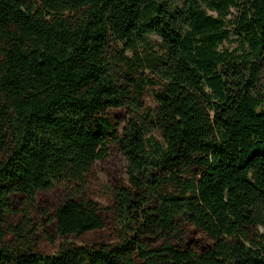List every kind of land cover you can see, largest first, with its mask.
Segmentation results:
<instances>
[{
    "label": "trees",
    "instance_id": "1",
    "mask_svg": "<svg viewBox=\"0 0 264 264\" xmlns=\"http://www.w3.org/2000/svg\"><path fill=\"white\" fill-rule=\"evenodd\" d=\"M110 143L119 242L38 253L37 193H81ZM46 216L105 228L74 195ZM0 264H264V0H0Z\"/></svg>",
    "mask_w": 264,
    "mask_h": 264
},
{
    "label": "rangeland",
    "instance_id": "2",
    "mask_svg": "<svg viewBox=\"0 0 264 264\" xmlns=\"http://www.w3.org/2000/svg\"><path fill=\"white\" fill-rule=\"evenodd\" d=\"M156 40V38H153ZM237 42L234 40L224 42L220 48H228L233 50L236 48ZM121 48V44H118ZM144 104L146 107L153 108L156 104L150 89H148ZM112 115L113 124L117 125L118 134H122L125 120L129 118L126 107L112 109L109 111ZM157 140H162L158 133H154ZM110 150L108 157L102 161H97L91 167L86 176V186L81 193H77L75 188H65L64 186L55 185L51 189L39 191L35 198L34 208L30 211L28 218L30 225H26L28 229L31 225L38 226L39 231H43L41 235L35 238L37 247L36 251L41 254L51 255L55 253L59 244L62 242H73L75 244H90L92 242L117 243L119 242V234L121 232L122 223L116 218L112 212L114 204L113 185L119 181L127 182L126 159L113 143L109 144ZM76 196L77 198H88L99 204L100 216L105 224V228L100 231H91L82 236H69L63 238L56 235L53 223H45L47 221L46 211L52 207L59 205L68 196ZM45 209L46 211L44 212ZM17 222V219L14 220ZM14 223V224H15ZM46 224V225H45ZM29 236V235H28ZM152 241V240H151ZM153 242V241H152ZM155 243L151 244V247Z\"/></svg>",
    "mask_w": 264,
    "mask_h": 264
}]
</instances>
